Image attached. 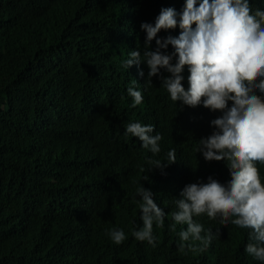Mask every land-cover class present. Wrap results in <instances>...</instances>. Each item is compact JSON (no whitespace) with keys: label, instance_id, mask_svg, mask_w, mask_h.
I'll list each match as a JSON object with an SVG mask.
<instances>
[{"label":"trees","instance_id":"obj_1","mask_svg":"<svg viewBox=\"0 0 264 264\" xmlns=\"http://www.w3.org/2000/svg\"><path fill=\"white\" fill-rule=\"evenodd\" d=\"M252 2L255 8L262 0ZM183 3L0 0V264H261L244 252L247 229L221 224L218 216L194 217L210 229L204 247L196 240L181 251L177 233L186 225L169 228L186 183L230 175L224 158L205 160L194 150L221 110L181 107L160 85L169 73L162 69L145 88L147 65L123 64L130 49H143L140 23ZM188 74L185 66V87ZM134 79L143 100L130 107ZM129 121L152 124L161 152L125 136ZM170 148L177 160L150 167L149 159H163ZM257 167L264 180V165ZM140 184L165 211L163 226L153 225L156 247L130 231L142 225L133 201ZM113 227L125 232L120 244L105 232Z\"/></svg>","mask_w":264,"mask_h":264},{"label":"clouds","instance_id":"obj_2","mask_svg":"<svg viewBox=\"0 0 264 264\" xmlns=\"http://www.w3.org/2000/svg\"><path fill=\"white\" fill-rule=\"evenodd\" d=\"M177 26L178 35H157L161 29ZM140 28L145 32L143 49H130L123 64L127 69L141 61L147 65L145 88L163 69L169 74L161 76L160 85L172 101H180L181 107L202 104L221 110L209 122L211 133L200 137L194 150L205 160L224 158L230 175L220 180L209 173L207 179L186 183L180 190L170 212L174 223L169 225L172 231L176 223L186 225L177 233L178 248L196 247L192 243L196 240L201 241L200 247L207 245L210 229L194 219L205 213L209 218L218 216L221 224L247 229L244 252L264 264V180L257 167V162L264 165V0L255 8L252 0H184L179 11L162 7L154 22L142 21ZM153 38L154 49L150 46ZM169 44L173 50L162 51ZM185 66L187 87L182 83ZM136 84L134 79L127 87L130 107L143 100ZM153 133L152 124L140 121L124 126L125 136L137 137L143 148L157 154L162 137L159 131ZM175 160V149L170 148L163 159H149V165L163 168ZM133 201L141 210L142 225L130 230L132 236L156 247L153 225L163 226L165 211L153 191L142 184L135 188ZM105 232L115 244L126 238L123 228Z\"/></svg>","mask_w":264,"mask_h":264}]
</instances>
